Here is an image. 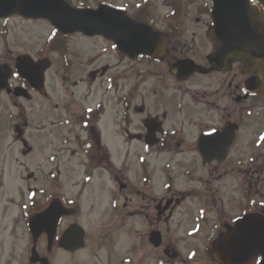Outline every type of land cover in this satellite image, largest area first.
Instances as JSON below:
<instances>
[{
	"label": "flooded vegetation",
	"instance_id": "flooded-vegetation-1",
	"mask_svg": "<svg viewBox=\"0 0 264 264\" xmlns=\"http://www.w3.org/2000/svg\"><path fill=\"white\" fill-rule=\"evenodd\" d=\"M63 1L80 11L96 12L101 7L122 10L132 20L167 35L169 46L162 56L142 53L132 59L112 43L116 64L89 72L82 66L73 86L83 90V97L76 103L67 100L59 119L44 113L41 122L49 123L36 124L37 130L49 125L47 146L55 143L57 127L65 129V135L58 136L62 142L58 151L52 147L43 156L46 169L36 172L34 168L33 174L28 170L34 166L26 160L35 151L34 135L30 134L34 125L29 121L33 114L26 105L36 97L49 99L48 74L41 91L18 76L17 58L14 63L0 62L14 73L8 88L0 89V264H221L219 256L236 260V264H264V122L253 124L264 120V96L257 92L259 76L245 74L240 64L229 72H195L182 81L175 76L173 68L182 60L210 68L208 57L213 47L203 64L190 53L205 51V47L174 45L172 36L179 26L174 14L184 6L190 9L193 3L189 0H181V6L178 0L166 1L172 15L165 24L148 21L152 3L148 9L141 2L127 8L116 0ZM206 11L210 22L203 25L209 29L211 7ZM185 17L183 25H187ZM9 21L0 19V30ZM56 51L66 52L64 47ZM64 57L61 70L71 80L73 61ZM45 58H35V62ZM134 66H146L147 74L159 81L152 83L150 90L141 86L139 93L131 92L129 71ZM163 66L176 83L188 82L196 75L230 80L215 83L214 92L195 98L203 108L198 115L186 116L192 120L169 127L166 115L145 110L148 94L151 105L166 99L160 90L167 81ZM110 70L109 91L99 98L98 79ZM164 87L168 89V84ZM18 89L23 96H17ZM177 100L173 99L172 105L180 115L186 108L184 102L179 107ZM109 101L120 109L117 127ZM195 101L188 106H194ZM142 112L148 117L134 120L133 115ZM212 114L218 117H208ZM52 127L56 129L50 131ZM65 154L68 159L63 164L57 155ZM51 159L55 164L47 166ZM156 162L161 171L155 168ZM99 181L111 184L107 199L103 190L96 188ZM90 187L100 194L99 199L104 196L102 202L107 204L110 218L109 233L94 241L79 220L82 196ZM80 227L86 234L83 247L77 248ZM218 243L222 245L220 255ZM86 252L90 254L87 259Z\"/></svg>",
	"mask_w": 264,
	"mask_h": 264
},
{
	"label": "rangeland",
	"instance_id": "rangeland-1",
	"mask_svg": "<svg viewBox=\"0 0 264 264\" xmlns=\"http://www.w3.org/2000/svg\"><path fill=\"white\" fill-rule=\"evenodd\" d=\"M166 1L168 0H116L115 2L119 5L123 4L127 8H130L132 3L141 2L143 6L152 3L154 4V8L151 12L148 13L152 15L151 18H148V21L151 22L152 19H155L154 22H156L157 24L158 20H162V23L165 24L168 19V15H170V13L172 15V9L168 7ZM189 1L193 3V6L190 7V9L184 6L183 8H181L182 10L180 12H175L174 14V17L179 23V26L178 31L172 36V38L175 47H205V51L196 53L191 52L190 54L196 55L197 57H195L194 59L199 63L206 64L205 56L209 52L212 45L207 37L208 28L203 24L206 20L210 22V19H208L205 12H207L206 10L208 9V7H212V4L210 0ZM176 2L180 6L182 5L181 0H178ZM149 7L150 5H148V9H150ZM185 10L187 12V15L185 14L186 12L184 13ZM183 17H185L183 23L187 22V25L182 24ZM198 18L203 19L202 24H199L197 22ZM59 44L64 45L66 51L65 53H58L56 51ZM112 47L113 44L109 40H106L104 38L89 39L81 35L62 38L58 34H55L53 27L46 21H28L14 18L11 19L8 23L3 24V27L0 30V62L14 63L15 59L18 56L27 54L36 59L39 57H48L54 63L53 68L48 72V92L50 96L49 99L36 97V99L31 104L26 105L28 109L31 110L32 108L33 115H30L29 121L34 125V127H32L30 131V134L34 135L32 141L35 147L34 153L30 157L26 158L27 161L31 160L30 166H34L31 170H28L29 173L33 174L34 168V171L36 172L39 170V168L43 171L46 169L43 156L47 155V149L50 150L52 147L55 148V151H58L62 143L59 141L58 136H61V133L65 135V129L57 127L58 133L56 135L55 143L52 142L51 146L46 145L45 141H47L51 135L46 131L49 128V125L47 126V128H45L46 130H37L39 124L41 125L44 123H49L48 121L41 122L43 119H45L44 113L52 114L53 117H57L56 119H59L61 111L63 110V105L67 100L76 103L78 99H81L83 97V90L81 88L73 86V82L77 80L75 78L81 75L83 69L86 72H89L92 70L101 69L103 67L110 68L112 65L116 64L117 56L116 53L112 50ZM203 52L205 53L203 54ZM65 55H67V59L69 61H73L74 65V67L72 68L73 77L71 78V80L66 79L65 75H63L62 73L64 72V70H61V67L63 66L62 60L66 59L64 57ZM135 67L136 66H134L129 71V85L131 92H134L135 94L139 93L141 86H143V88H146L147 90H150L152 83H156L157 81H159V79L153 77L150 72H148L147 74L149 68H147L146 66H139L138 69H135ZM164 71L167 73V81L164 82L160 90L164 92V98L166 99L163 100V102L155 101L154 103L156 105H151V96L148 94L147 102L145 103V110L147 112L152 111L156 116L166 115L169 119V127H177L181 123L186 124L187 121L192 120L193 117L186 120V116H192L195 114L198 115V113H200V110L203 108V106L199 105V103L195 101V98L197 96L202 97L206 93L214 92L217 89L215 83L224 82V80H230L224 79L217 75H196L188 82L176 83L174 82L175 79L172 80V77L169 76L167 66H163V72ZM111 73L112 70L105 73V75H101L103 77L100 76L98 79L99 98H101L103 94L109 91L108 78ZM144 77L147 80H143L142 78ZM167 84L168 89L164 87V85ZM176 90H178V92H175ZM171 93H175L173 99H178L177 102L179 107L182 106V102H184L186 109L183 114H176V105H172L173 99L169 98ZM107 97H105V100H108L106 99ZM110 97L113 98L112 96ZM111 98L109 99L111 100ZM193 100L195 101V105L188 106V104H190V102ZM109 103L111 107V118L114 121V125L117 127L118 120L116 114L120 109H118L117 105L115 106L113 104V101H109ZM57 107L59 108L57 109ZM147 117L148 116H145L144 112H142L141 115H133L134 120L146 119ZM208 117L214 119L218 116L212 114ZM263 122L264 120H256L253 122V124H260ZM135 123L136 121H134V124ZM36 124L38 125L36 126ZM185 124L184 126H186ZM135 128L138 129L136 126ZM55 129V127H52L50 131ZM105 129H107V126L105 127ZM108 137H111V135L107 134V140L110 139ZM60 156V160H62L63 164L66 163L68 159L67 154L57 155L58 158ZM53 160L54 159L48 161L47 166H53L55 164L53 163ZM155 168L158 171L162 170L161 164L159 162L155 163ZM159 177H161L162 180L164 179V176L161 173H159ZM102 182L103 183H100L99 181L96 188L99 189V192L103 190L102 192L105 194V198L107 199V197H109L108 194H110V192L108 193V190L111 184H109L108 181ZM69 187H71V185H69ZM69 187L67 186V188ZM92 188L93 187H90V189L87 190L86 193L84 192L82 196V212L79 220L85 227V230L91 236V241H94L97 236L109 233L110 228H108L109 225L107 224V219L109 218L107 212L108 207L107 204L105 205L102 202L104 196L100 197L99 199L100 194H96L94 190H91ZM84 256L85 259H87L90 254L86 252Z\"/></svg>",
	"mask_w": 264,
	"mask_h": 264
},
{
	"label": "water",
	"instance_id": "water-1",
	"mask_svg": "<svg viewBox=\"0 0 264 264\" xmlns=\"http://www.w3.org/2000/svg\"><path fill=\"white\" fill-rule=\"evenodd\" d=\"M212 1L214 24L209 39L214 49L208 57L211 71H229L234 64L240 63L244 73L261 77L257 87L264 95V14L251 5V0ZM13 15L48 20L63 35L83 33L89 37L101 36L114 41L122 52L132 57L141 53L162 56L166 54L169 43L164 34L150 26L129 19L121 10L105 7L91 12L72 9L63 0H0V18ZM26 59L28 57L18 59V62L23 63L22 75L33 78L34 72L41 71L40 77L36 79L42 82L43 74L51 67V63L45 60L34 69L25 62ZM39 66L40 69H37ZM196 70L203 74L210 72L196 66L191 60L179 61L174 66V72L180 80ZM11 73L6 66H0V89L8 87ZM218 259L221 262L231 260L226 257ZM231 262L236 260L232 259Z\"/></svg>",
	"mask_w": 264,
	"mask_h": 264
},
{
	"label": "trees",
	"instance_id": "trees-1",
	"mask_svg": "<svg viewBox=\"0 0 264 264\" xmlns=\"http://www.w3.org/2000/svg\"><path fill=\"white\" fill-rule=\"evenodd\" d=\"M62 47V46H61Z\"/></svg>",
	"mask_w": 264,
	"mask_h": 264
}]
</instances>
